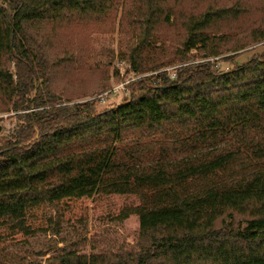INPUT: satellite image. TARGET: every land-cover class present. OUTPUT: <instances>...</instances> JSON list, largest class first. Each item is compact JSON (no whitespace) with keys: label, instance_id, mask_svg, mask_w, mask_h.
I'll return each mask as SVG.
<instances>
[{"label":"trees","instance_id":"16d2710c","mask_svg":"<svg viewBox=\"0 0 264 264\" xmlns=\"http://www.w3.org/2000/svg\"><path fill=\"white\" fill-rule=\"evenodd\" d=\"M183 2L0 0V113L17 122L0 149V247L60 235L66 224H86L92 203L117 200L106 221L137 220L135 248L64 250L56 262L264 264V19L253 30L221 34L220 24L250 10L194 13ZM119 10V26L142 47L162 29L181 27L176 78L138 80L120 106L103 111L97 99L60 98L35 30ZM255 45L261 53L237 62ZM194 51L204 59L232 54L222 61L233 67L187 65Z\"/></svg>","mask_w":264,"mask_h":264},{"label":"rangeland","instance_id":"374dc122","mask_svg":"<svg viewBox=\"0 0 264 264\" xmlns=\"http://www.w3.org/2000/svg\"><path fill=\"white\" fill-rule=\"evenodd\" d=\"M213 1L184 0L182 7L184 11L192 8L194 13H202L210 8L218 10L239 7L250 10L249 15L238 21L230 20L220 24L221 34L231 32L236 35L241 32L237 29L253 30L264 19V14L254 9L264 7V0H217L215 7L211 4ZM120 12L115 17L101 20L94 18L76 21L70 18L66 23L45 22L35 30L43 41L51 65V85L60 98L74 103L97 99L100 101L98 111L112 109L128 98L130 84L153 75H177L182 68L181 62L176 60L185 38L181 27L162 29L149 48L148 45L142 47V42L132 34L131 29L119 26ZM252 49L239 57L237 62H246L262 52L259 50L260 45L239 52ZM231 56L227 54L218 59H204L194 51L187 65L218 61V68L228 71L233 66L222 59ZM133 58L135 68H138L136 71L132 68ZM158 66L162 68L155 71ZM16 123L14 113H0V149ZM116 201L92 203L90 220L84 225L66 224L60 235L40 234L29 239V243L23 246L11 243L1 245L0 264H59L56 260L64 250H76L84 255L133 250L138 233L137 220L131 218L124 224L106 221L109 208H117L119 203Z\"/></svg>","mask_w":264,"mask_h":264},{"label":"built area","instance_id":"2783aa9c","mask_svg":"<svg viewBox=\"0 0 264 264\" xmlns=\"http://www.w3.org/2000/svg\"><path fill=\"white\" fill-rule=\"evenodd\" d=\"M169 78H171V79H175V78H176V74H174V73H173V74H170V75H169Z\"/></svg>","mask_w":264,"mask_h":264}]
</instances>
